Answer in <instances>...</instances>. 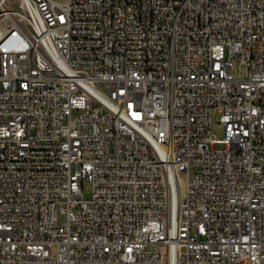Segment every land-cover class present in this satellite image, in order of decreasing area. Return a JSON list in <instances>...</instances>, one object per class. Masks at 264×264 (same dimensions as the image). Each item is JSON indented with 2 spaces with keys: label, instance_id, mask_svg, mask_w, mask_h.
Here are the masks:
<instances>
[{
  "label": "built area",
  "instance_id": "2783aa9c",
  "mask_svg": "<svg viewBox=\"0 0 264 264\" xmlns=\"http://www.w3.org/2000/svg\"><path fill=\"white\" fill-rule=\"evenodd\" d=\"M0 264H264V0H0Z\"/></svg>",
  "mask_w": 264,
  "mask_h": 264
},
{
  "label": "rangeland",
  "instance_id": "374dc122",
  "mask_svg": "<svg viewBox=\"0 0 264 264\" xmlns=\"http://www.w3.org/2000/svg\"><path fill=\"white\" fill-rule=\"evenodd\" d=\"M243 69L241 70V73H243ZM232 73L234 75H237L238 74V66L237 65H234V67L232 68ZM212 119H213V122H212V132L216 135V136H221L222 134V127L221 125L218 123V115L217 114H213L212 115ZM84 185V195L87 196L89 194V183L87 181H85L83 183Z\"/></svg>",
  "mask_w": 264,
  "mask_h": 264
}]
</instances>
